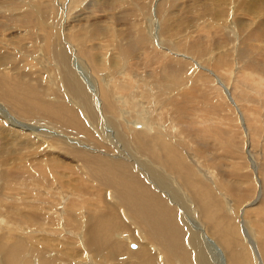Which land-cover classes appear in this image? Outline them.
I'll return each instance as SVG.
<instances>
[{
  "label": "bare ground",
  "instance_id": "6f19581e",
  "mask_svg": "<svg viewBox=\"0 0 264 264\" xmlns=\"http://www.w3.org/2000/svg\"><path fill=\"white\" fill-rule=\"evenodd\" d=\"M156 1L157 0H0V122L3 120L0 123V144L4 133H9V140L12 139V142L17 140L16 144L20 142L18 137L27 138L24 139V142H20L21 144L19 145L25 149L33 147V145L30 144V141L32 143L30 138L35 139V141L39 139V133H35L38 128H32L31 133H23L19 129L12 128L11 126L20 125L21 127H28V125H24L18 119L9 116L7 112V108L11 109V112L16 109L18 100L27 103L31 97L25 99L18 98L16 102L12 99L18 97V89L25 90L24 84L18 82L20 78L18 64H22V60H20L22 57L24 60L27 59L26 62L31 60V65L35 64L34 66L42 71L47 69L50 65L52 66L53 62H55L58 68L50 70L49 78H51L55 72L58 76L62 73L65 75L60 78V81L66 84L67 90L62 91L60 88L53 90L51 86L54 82L49 84L50 80H47L48 82L46 85H48V88L45 89L40 97V105L50 109V116L53 119L64 122V124L70 123L77 126L79 125L78 118L82 115L80 130L76 132V134H80V138H76V140L86 138L89 143L90 140H92V142L104 140V136H102L103 133L100 132L99 127L102 124L101 118L97 117V114H92V112H96L93 106L95 97L97 98V96H92L90 93L91 88L87 83L90 81L87 77L88 74L83 77L84 83H86L84 89L79 83L78 77L75 75L79 72L76 65V60L79 58L78 56H84L83 54H86L85 56L89 58V65H91L90 67L96 76H98L101 70L106 71L105 69H110L113 72V76L107 75L105 76V80L98 82L93 80V82L100 84V86L97 85L98 92L96 91V93H98L102 100V108L104 107V111L108 114L111 112L112 116H109L116 119L117 113L120 112V110H116L120 107L118 104L121 103L120 105H122L123 102H126V108L124 107L126 111L129 109V111L136 110L140 112L138 117L133 118L132 114L128 111L126 112L123 108L121 109L123 120L119 121H123V123L131 127L133 129L131 131L135 133L132 138L126 141L125 145L130 144V147L133 149L132 151L136 153L142 152L139 159L149 168V170L146 169L147 171L144 172V170L140 169L141 167L135 169L136 164L134 165L132 163L131 165V163L128 162L130 160L121 159V163L124 164V166L120 168L118 175L107 173V175L111 177V180L105 177L101 182L97 183L100 187L99 194L104 197V201H102L103 207L101 209L102 215L100 217L87 215L84 212L87 207L86 205H82V212L79 215L81 219L80 228L75 226L73 234L74 239L79 242L75 245L76 248L80 249L76 253L70 252V247L67 242L57 243L53 237L54 234L48 231V227L54 224V220L47 210H55L56 207L54 204H44L45 202L41 201L43 199L40 198V196L38 197L37 192H35L36 195H34L31 200L33 203L26 204L25 211L14 214L8 230L4 233L0 230V264H62L61 261H64L62 257L67 258L66 264H243V256L244 254H248V252L249 256H246V258L250 264H264L263 206H260L259 211H256L258 208L250 210L254 214V217H258V220L255 219V221H252V214L246 212L244 218H246V214H248V218H246L244 223H241L240 220H236V224L230 226V224H224V220H222V224H218L217 214L218 216H222V218H224V214H226V218L232 214L228 198L230 195L228 192V196L224 193L226 189L223 190V192H219L222 194V199L227 202V204L225 202V206V204H222L219 200L217 189L214 190V184H212V186L209 184L210 182L212 183V177H214L213 171L210 170V168L206 170L200 165L198 160L192 157V162L198 166L199 171L206 179L204 180V178H202V182H200V184H204V182H206V184L203 186L198 184L197 186L194 179L196 176H192L189 173L190 170L185 162L183 154L174 146V144H186L188 150H193L190 144H192L191 142L193 140V142H195L196 138H192L195 137V135L199 136L198 141H200L201 146L202 144H206L210 138L221 135L223 126L227 124L226 117L224 118L222 116L223 114H227L233 107H231L230 110H225L224 107L227 106V104H225L226 101H223V96V98H221L219 95V100H216L219 89H221L225 98L233 103L234 107L237 106L236 99L238 96L236 94L238 92H240V94H246L250 100L249 104L252 106V104H254L253 97L256 98V92L260 91V93H263L261 98L264 102V76L261 75L263 73L264 63L260 62V69L258 66L253 67L249 65V63L256 60V58L255 60L253 59V61L249 60V58H254L257 54L252 45L253 42L251 40L246 42L247 37H245L243 40L246 44H244L245 50H241L239 47L240 51H236L238 52L236 55L232 53V51L235 50L234 47L237 40H242L243 38L246 25L244 22L239 23L236 30L235 28L232 30L231 28L228 29L224 25L226 22L231 21V19L227 17L233 14L234 11L236 12L234 9L238 7L237 3L240 1H235L236 4H233V0H223V3L218 0H207L211 3L210 9L208 7L204 9L201 8V12L197 10L198 13L195 18L202 20L203 18L212 17L211 19L218 21V24L224 29L220 28V26L218 27V24L214 22L217 26H212L211 28L214 31H209V29H211L209 27L212 23H206L203 29L204 32L202 30L201 32L203 33L198 32L196 34H193L194 32L189 33L186 29L178 30L177 23L180 22L170 15V12H172L170 8L181 6L177 5V2L181 0ZM187 1L192 2L194 5H196L195 2H198V0ZM189 5L192 6L191 10L195 8L192 4ZM240 8H242V10L245 9L246 11L255 13L260 12V14H263L264 0H245L241 3V7L238 8V11L241 10ZM176 10L178 11V9ZM57 15L60 16V18H58ZM193 17L194 16H191L192 19ZM195 21L197 22V19ZM259 23H261V21ZM26 31L28 34H26ZM86 32H90L96 42L99 41L100 43L112 47H121L119 50L122 63L126 62V58L131 54L130 51L138 50L142 53L143 58H145V62L154 65L152 69L154 72H158L157 75H154V77L151 75L150 77H146L142 82H138L136 85L138 88L136 86L133 88L131 84L133 80H128V75L123 73V76L121 75L120 79L118 78L119 75L116 74L114 69L116 66L114 63L115 56L105 55L103 57H98L97 54L91 50L87 52V50L84 49L85 44L83 42L86 38ZM256 32L258 35H254V37L257 40L254 41L259 42L260 47H264V25H262V23ZM33 34L38 35V38L44 41L42 45L45 46L41 47L39 45L42 51H40L37 57L31 53H35L38 47L36 42L33 44L30 40L33 39ZM26 38L29 40L27 46L25 45ZM63 38H65V41ZM219 38H224L225 41L222 42L221 40V42H218L219 40L217 41V39ZM122 46L129 47L130 51ZM241 46L243 47V45ZM260 47L258 49H260ZM31 48L33 51H29ZM237 48L238 47H236V49ZM168 49L178 52L180 55L178 53H171ZM22 50L24 52H22ZM72 51H74V53ZM214 52L216 54H213ZM260 52L258 53L260 54ZM37 53L35 54L37 55ZM166 53H171L174 56H166ZM263 54L264 52L262 55ZM237 56L246 59L248 63H244L246 66H243L241 69L242 71H237L235 74L234 65L236 67L238 62L235 64L234 60L236 61V59H238ZM79 61L84 67V63L80 58ZM36 67H34V69ZM218 72L221 73V76L224 78H228L230 82L226 83L222 80L219 81L216 75ZM80 76L81 75H79V77ZM211 77L212 81L214 80V84H211L210 80H208V78ZM26 78L29 77L26 76ZM26 78H20V80H26ZM199 78H202V90L196 85ZM56 79L58 81V78ZM86 79L88 81H86ZM139 79L140 77L137 78V80ZM253 82V85L248 86V83ZM208 86L212 88H208ZM26 88L31 92L32 88L27 86ZM135 88L138 90L134 91ZM176 89L183 91L180 92L178 96L185 104L189 101L191 91H194L198 95V98H196L198 99L196 100V107L198 106L196 108V113L201 116V119L192 122V130L190 131L188 130V126L186 129L188 131L175 128V126H179L177 122L170 117L171 109L169 108L167 98L161 99L162 97H158L163 92L165 93L163 95H166V92L172 93L176 91ZM131 90L133 91L131 92ZM70 91L77 102L69 99L71 94ZM117 91L122 92V97L125 101ZM140 91H149L151 93L156 105L162 108L160 116H154V110H152L148 104L136 98ZM124 92L128 93L127 97L124 95ZM53 93H55V95L51 98V94ZM64 93L68 96V102L63 96ZM116 95L121 102L116 100ZM156 97L159 99L155 100ZM160 100L164 102H160ZM218 102L221 104H218V106L221 107L217 112L223 114L220 116L219 113H215L216 116L220 117L216 119L212 116L213 119L210 116L214 113L213 110L216 112L214 107H218L215 106ZM222 102L225 104L224 107L222 106ZM256 103L257 102H255V104ZM142 104H144V106H142ZM203 104H210L206 109L207 111H204L202 108ZM238 104L242 105V108L246 107L243 103ZM117 105L119 106L118 108ZM147 107H149L150 110H146ZM102 108L100 109L102 110ZM245 109L247 108L240 111L242 112V116L245 114ZM211 111L213 113L209 116ZM107 113H104V116ZM145 115H148L149 118L151 117L154 122H151L150 119L149 122L147 119L148 117L146 118ZM242 116L239 117L242 118ZM163 117L166 123H163L162 128L158 123ZM262 117L264 119L263 114ZM104 118L106 119V116ZM234 119L235 118L232 120ZM229 121L232 122L231 119ZM254 123L256 124V122ZM124 124H122L123 127ZM235 124H233L232 127L234 126V128H236L235 126L237 124ZM260 124L261 127L262 123ZM170 125L172 126V130H169ZM244 125L246 126V123ZM256 125H254V129ZM128 126H125V129ZM120 127L122 126L120 125ZM252 127L251 125V128ZM201 128H204V130L202 131ZM247 128L249 129L250 127L247 126ZM46 130L49 131V133L51 132L50 129ZM183 131L190 133L192 139L190 137L183 138ZM229 131L231 130L229 129L227 131L230 136ZM241 131L244 134L245 131ZM94 134H98V136H94ZM241 137L243 136L240 134V139L242 140ZM256 137L255 139H257ZM58 138L60 140L63 139L61 135ZM112 138H114V136ZM227 138H229L228 135ZM66 139L70 138L68 137ZM252 141L254 142L253 139ZM17 148L19 149V147ZM116 148L120 150V147L117 145ZM240 149L242 148L240 147ZM7 150L10 149L6 148L5 152ZM51 150L50 148L48 151ZM11 151L13 150L11 149ZM197 151L198 150H196V152ZM5 152L2 147H0V153L4 154ZM102 158H106V156ZM26 159L25 157L24 160L26 161ZM25 161L24 164H29V162ZM262 162H264V160ZM9 163V161H5L7 168L0 167L1 183L6 176L18 173L22 174L21 171L16 170L12 167V164L10 166ZM158 163H161V165H158ZM37 165H42L40 159H38L36 163H33V167ZM28 166L29 165H27V168H29ZM261 167L262 166H260V168ZM166 168L176 170L178 175L172 172L167 173ZM132 169H134V171ZM262 169H264V167ZM22 175H24V180L31 188L38 187L36 189H40L42 188L41 185L46 183V178H44L40 184L42 177L33 174L29 169L26 172L23 171ZM153 175H158L160 178H153ZM131 176H134L135 181L137 180V183H139L138 186L133 188L138 198L129 195L130 193H122L119 190V187H130L133 185L130 183L129 177ZM156 185H159L161 189L157 188ZM179 186L186 187L192 191L193 195L190 199L197 205L196 208H198V212L202 210V212L206 214V210H208L207 220L210 221V228L213 227L214 230H209L208 224L204 218L201 219L205 225L200 221L198 222L192 215H188L184 212L179 203L171 200L172 193L170 188L180 193ZM102 187H105L104 191H102ZM31 188L25 190H31ZM48 190L47 192H49ZM106 190H109V197L107 196V198L105 197L106 193H104ZM232 191L236 192V190ZM30 193H32V191ZM50 193V197H46L50 202L61 201L62 204H83L82 197L73 192H69V190L60 191L59 188H56V191L51 190ZM113 193L114 195L112 196ZM236 194L239 193L236 192ZM51 196L57 199V201L51 199ZM37 197L40 198L39 200L42 204H36ZM3 199L5 198L3 197ZM200 199L201 202H198ZM184 200H186V198H184ZM4 203L5 202L1 204ZM10 203L13 204L14 200L10 201ZM251 205L252 204H250V206ZM233 206L236 205L233 204ZM31 207L34 209L33 211L30 209ZM204 208H206V210H204ZM66 210L68 212V209ZM24 212L31 215L33 214L34 218L30 216L33 219L27 220L28 218H25L26 221H24L16 217L23 215ZM236 212L240 214L242 209ZM234 218H236V216H234ZM259 218L262 222H260ZM248 219L252 221V227L254 228L252 232L257 235V238L250 234L251 225L248 223ZM89 220L93 221V223H88ZM20 221H23V224H20ZM120 223H122V228L119 227ZM218 228H222V230H218ZM86 229H91L93 233L102 231L105 233V236L101 237L98 235L95 239H87L89 243L86 244L83 240L86 235ZM107 229H110V231L107 232ZM17 234L23 235L26 238L12 236ZM35 235H41V237L34 238ZM222 236H224L226 241L224 244H227L235 250L230 258H225V256L229 254V250L226 249L225 245L221 242ZM239 236H241V238ZM256 241L257 247L254 246V242ZM132 244H135L136 247H132ZM45 247L49 248L51 254L46 252ZM216 247L224 255L218 252ZM57 256H60V258H57Z\"/></svg>",
  "mask_w": 264,
  "mask_h": 264
},
{
  "label": "rangeland",
  "instance_id": "374dc122",
  "mask_svg": "<svg viewBox=\"0 0 264 264\" xmlns=\"http://www.w3.org/2000/svg\"><path fill=\"white\" fill-rule=\"evenodd\" d=\"M218 1L223 3V0H218ZM235 1H238V2L240 1L239 3H237L238 7H236V9H234V10H236V12L234 11V13H233L234 15L231 14V15H229V17H227V18L231 19V21L226 22L224 25L228 29L231 28V30H232L235 28V30H236L238 24L244 22V24L246 25V29L244 30L245 34H244L242 40H239V39L237 40L235 47H234L235 50H233L232 53L233 54L235 53V55H236L238 53L236 51H240V48H241V50H245L246 44H245V41H243V40L245 37H247L246 42L248 40H251L253 42L252 45L254 46V49L257 53L254 58H249V60H251V61H253V59L255 60V58H256L255 61H257V62L253 61V62L249 63V65L253 66V67L258 66L260 69V62L264 63V57H261V56H264V54L262 55V53L264 52L263 51L264 47H260V43L257 41H254V40H257L254 37V35H258V33L256 31H258V28L260 27L261 23H262V25H264L263 24L264 23L263 22L264 21V13L260 14V12L255 13L252 11H246L245 9L242 10V8H240L242 11L241 10L238 11L239 10L238 8L241 7V3H243L245 0H242V2H241V0H233L232 3L236 4ZM182 2H184V3H182ZM198 2L197 3L195 2L196 5H194L192 2H188L187 0H181V1L177 2V5H181L182 7L178 6L176 8H174V7L170 8V10L172 9L171 10L172 12H170V15L173 16L178 22H180V23H177L178 30L179 29H181V30L186 29L189 33L194 32L193 34H196L198 32H201L205 28L206 23L207 24L212 23L209 28L216 25L214 22H216L217 24L219 23L218 21H214L213 19H211L212 17L211 18H205V19L203 18L202 20H200V19L198 20V18H195L196 14L198 13L197 10H199V12H201L202 11L201 8L204 9V8L208 7L210 9V6H211V3L207 0L206 1L205 0H198ZM57 3H56V5H57ZM189 4H192L195 7L194 8L195 11H194V9L191 10L192 6ZM212 4H214V3H212ZM198 6L200 7V9ZM213 7H214V5H213ZM57 8H58V5H57ZM176 9H178L179 12ZM174 13H175V15H174ZM153 15H151V16H153ZM191 16H194L193 19L191 18ZM58 18H60V16H58ZM240 18H241V20H240ZM194 19L195 20L197 19V22L198 21L199 22L197 23ZM260 21H261V23H259ZM190 22H192V23H190ZM219 26L220 25L218 24V27ZM220 28H222V27L220 26ZM222 29H224V28H222ZM210 30H213V29L211 28V29H209V31ZM213 31H211V32H213ZM203 32H204V30H203ZM203 32H201V33H203ZM255 33H257V34H255ZM26 34H28L27 31H26ZM222 37H224V36H222ZM28 38L25 39V45L26 46H27V43H29ZM32 38L33 39H30V38L29 39L33 42V44H34V42H36V44L38 45L37 49L35 50V53H37V52L38 53H37V55L33 52H31V53L37 57L39 55L40 51H42L39 48V45L41 47H45L44 45H42L44 43V41H41L38 38V35L33 34ZM220 38H221V36H220ZM220 38L217 39V41L219 40L218 42H221V40H222V42L225 41L224 38L223 39H220ZM64 39L65 38H63V40ZM83 43L85 44L84 49L87 50V52L89 50H91L92 52L96 53L98 57H103L105 55L115 56L114 63L116 64V66L114 67V69H115L116 74L119 75L118 78L120 79L121 75L123 73H125L126 75H128V77H127L128 80L129 79L131 81L133 80L131 83L133 88L138 84V82H142L146 77H148V76L150 77V75L154 77V75H157V73H158V72L153 71V69H152L154 67L153 64H151L149 62H145V60H144L145 58H143L142 53L139 52L138 50L130 51L129 47L122 46V47L127 48L131 52L130 56L126 58V62L122 63V58L120 57V50H119L121 47L117 48V47H112V46L100 43L99 41L96 42V41H94V38L92 37V34L90 32H86V38L84 39ZM239 43H241V44H239ZM241 45H243L244 49ZM236 47H238V48L236 49ZM259 47H260V49H258ZM133 49H135V48H133ZM29 51H33V49L31 48V49H29ZM168 51L171 53H174V54L178 53V52H175L171 49H168ZM257 51L258 52L261 51L260 52L261 55ZM22 52H24V51L22 50ZM72 52L74 53V51H72ZM171 53L170 54L166 53V56H169V55L174 56ZM69 54H71V53H69ZM178 54L180 55V53H178ZM213 54H216V53L214 52ZM258 54H259V56H258ZM83 55L84 56H78V57L80 58V60L83 61L84 67H83V65H81L79 58L76 56L78 58V60H76V65H77V69L79 72H77L76 74L74 73V74L76 75V77H78V81L81 84L83 89L86 87L85 86L86 83H84L83 77L88 74L87 77L89 78L90 81H88L87 79H86V81H88L87 82L88 86L90 85V88H91L90 93L92 94V96L96 95L98 98L97 99L95 97L93 107L96 109V112H92V114L93 115L97 114L96 116L101 118L102 124L99 127H100V132L103 133L102 136H104V138H103L104 140H98V142H92V140H90V143H89L88 139H86V138H84L82 140H78V139L76 140V138H80V134H76V132H78V130H80V122H82V115H80L78 118L79 125H77V126L72 125L70 123L64 124V122H62L60 120L53 119L50 116V114H49L50 109H47L45 106L40 105V97H41L42 93L45 91V89L48 88V85H46L48 82L47 80H50L49 84H52L53 82L55 83V84L53 83V85L51 86L53 90H56L57 88L62 89V91L67 90L66 84L63 83L62 81H60V78H62L65 75H64V73H62V74H60V76H58L57 73L55 72L53 74V76L51 78H49L50 70H52L54 68H58L56 66L55 62H53L54 66L50 65L47 69H44L42 71L38 67L34 66L35 64L31 65V62H32L31 60H28V62H26L27 59L24 60V58L22 57V58H20V60H22V64H18V67L20 70V78H26V76H28L29 78H26V80H20V78H19L18 82L24 84L25 90H19L18 89V91H17L18 97L12 98V99L16 102V100H18V98H24L25 99V98H29L30 96L31 97L29 98L27 103H25L21 100H18V103H16L17 104L16 109L11 112V109L7 108V112H8L9 116H12V117L18 119L24 125H28V127H21L20 125H17V126L7 125V126H11L12 128L19 129L23 133H31L32 128H34V129L38 128V130L35 131V133H39L38 134L39 139L37 140L38 141L37 142V141H35V139H32L29 137L32 140V143L30 141V144L33 145V147L25 149V148L20 147L19 145L21 144L20 142H24V139H27V138H19L18 137L20 142H18V144H16L17 140L15 142H12V139L9 140V137H10L9 133H4V135L2 137V142L0 144V147H2L4 152H5L6 148L10 149V150H7L5 152L6 154L0 153V167L7 168V166L5 165V161H9L10 166L12 164V167H14L18 171H21L22 174H23V171L26 172L29 169V170H31V172L33 174H35L37 176H41L42 178L40 180V184H41L42 180L44 178H46V183L44 185H41L42 188H40V189H36L38 187H34V188L32 187L31 188L26 183V181L24 180V175L19 174V173L6 176L4 178V180L2 181V183L0 182V196H1V198H0V230L4 233L6 230L9 229V227L11 225V220H12L14 214L25 211L26 204L33 203V201H31L32 197L34 195H36L35 192H37L38 197L40 196V198L43 199L41 201L45 202L44 204H54V206L56 207L55 210H52V209L47 210L52 215L53 220H54V224L52 226L48 227V231L54 234L53 237L55 238V241L57 243L67 242L69 247H70L71 253H76L80 250L79 248L75 247V245L78 244L79 242L76 239H74L73 234H74L75 226L80 228L81 219L79 218V215L82 212V210H81L82 205H86L87 208L84 210V212L87 215H94L97 217H100L102 215L101 209L103 207L102 201H104V197H102L99 194L100 187L98 186L97 183L101 182L103 180V178H105V177H107L109 180H111V177L108 176L107 173H110L113 175H118L120 168L122 166H124V164L121 163L122 162L121 159L130 160L131 162L130 161H128V162L131 163V165H132V163L134 165L136 164L135 169L141 167L140 169L144 170V172L147 171L146 169L149 170V168H147L144 165V163L139 159L142 155V152L136 153V152L132 151L133 149H132V147H130V144L125 145L126 141L135 135L134 131H131V130H133L131 127H129L128 125H125L123 123V121H119V120H123L121 109H123L124 107L126 108V106H125L126 102H123L124 104L122 103V105H124V106L120 105L121 103H119V104L117 103L120 107L117 105V108L118 107L119 108L116 110H118V111L120 110L121 114H120V112H118L117 113L118 115H116L117 116L116 119H113V117H110V116H112V113L110 112V114H108L107 112L104 111V107L102 108V102H101L102 100L100 99L98 93H96L97 88H98L97 85L100 86V84L95 83V82L105 80L106 79L105 76H107V75L113 76V72L110 69H105L106 71L101 70L99 72L98 76H96L93 73L92 68L90 67L91 65H89V61H88L89 58L87 56H85L86 54H83ZM251 57H253V56H251ZM257 57H259V58H257ZM237 58L238 59H236V61L234 60V62H235V64L238 62L236 67L239 69H237L234 65V73L237 71H242L241 69L243 68V66L244 67L246 66V64H244V63H248V61L244 58H241L238 56H237ZM32 60H34V59H32ZM34 67H36V68L34 69ZM39 71H41V72H39ZM83 71H84V73H83ZM78 73H80V74H78ZM79 75H81V76L79 77ZM99 75H100V77H99ZM144 75H145V77H144ZM216 75L218 76L217 79L219 81L222 80L226 83L230 82V80L228 78H224L223 76H221V73L218 72V73H216ZM261 75L264 76V69H263V73ZM56 76H58V77H56ZM90 76H93V77H90ZM55 77L58 78V81ZM138 77H140L139 80H137ZM93 80L95 82H93ZM208 80H210L211 84H214V80L212 81V77L208 78ZM253 84H254V82L248 83V86L253 85ZM196 85L200 88V90H202V78H199ZM26 86L29 88H32L31 92H29L27 90ZM208 88H212V87L208 86ZM250 88H253V87H250ZM136 90H138V89L135 88L134 91H136ZM132 91L133 90H131V92ZM84 92L88 93L87 91H84ZM180 92H183V91L176 89V91H173L172 93L166 92V95H163V94H165L163 92L158 97H162L161 99L167 98V101L169 102V108L171 109L170 117L172 120L176 121L178 126H179V127L175 126V128H177L178 130H181V129L186 130L187 126H188V130L190 131V130H192V122H194V120L197 121V120L201 119L200 118L201 116L197 115V113H196V108L198 107V106L196 107V100H198L196 98H198V95L194 91H191L190 95H189V101L187 104H185L183 102V100L181 98H179V96H178ZM70 93H71V91H70ZM117 93L122 97V92L117 91ZM256 93L258 96L256 95V98L253 97V103L254 104H255V102H257V103L255 105L252 104V106H251L249 104L250 100H249L248 96L244 93L240 94V92H238L236 94L238 96V98L236 99L237 106L234 107L233 103H231L229 99H226L223 92L221 91V89H219L218 97L216 98V100L217 101L219 100V95H220L221 98L224 97L223 101H226L225 104H227V106H225L224 102H222V104H223L222 106L223 107L225 106L224 107L225 110H227V109L230 110L231 107H233L232 108L233 110L231 109L228 112L229 114L227 113L228 115L227 114L224 115L223 113L217 112V110H219V108L221 107V106H218V104H219V102H218L217 105H215L218 107H214L216 109V112H215V110H213L214 113L212 111L209 113V116L211 115V113H213V114L219 113L220 116H222L221 114H223L222 117H224V118L226 117L225 119L227 120L226 121L227 124H225V126H223L221 135L210 138L206 142V144H202V146L200 145V141H198L199 136L195 135V137H192V138H196L195 142H193L194 141L193 140L191 142L192 144H190V147L191 148L193 147L192 148L193 150H188V148H186V144H174V146H176V149L183 154V156L185 158V162H186V164L190 170L189 173L192 176H196V178H194V179H195V183L197 186H198V184H200V182H202V178H204V176L199 171L198 166H196L192 162V160H191L192 157H194L196 160H198V162L200 163V165L203 168H205L206 170H209L208 168H210V170L213 171L212 173H213L214 177H212V183L210 182L209 184L211 186H212V184H214V190L217 189L218 197H219V200L221 201L222 204H225L226 201L224 199H222V196H221L222 194H220L219 192H223V190L226 189L224 191V193H226V195H227V192H228V194L230 195V196H228V195L227 196L229 198V203H230V208H231L232 214H230V216H228V218H226V214H224V218H222V216H218V214H217L218 224H222V220H224V224H230V226L232 224H236V220H240L241 223H244L246 221V218H248V214H246V218H244V214L246 212H249L250 214H252L253 217L251 220L255 221V219L258 220V217L257 216H256L257 218L254 217V214L250 210H254V208H258L256 211H259L260 206H263L262 209H264V186H263L264 169H262L264 167V165H263L264 162H262L264 160V154H263L264 153V131H263V129H264V123H263L264 121L263 120L264 119L262 117V114L264 116V102H263V99L261 98L263 96V93H260V91H257ZM54 95H55V93L51 94V98L54 97ZM124 95L127 97L128 93L124 92ZM63 96L66 98L67 102L69 101V99L76 101L75 100L76 98L73 97L72 93L70 94L69 99L65 93L63 94ZM158 97H156L155 100L159 99ZM115 98L118 102H121V101H119V98L117 97V95L115 96ZM133 98H134V96H133ZM136 98L138 100H141V101L145 102L146 104H148V106H150V108H152V110H154V112H153L154 116H160L161 115L162 108L159 107L158 105H156V103L154 102L153 96L151 95V93L149 91H144V92L140 91L139 95H137ZM66 100H63V101H66ZM123 100L125 101L124 98H123ZM234 101H235V98H234ZM160 102H164V101L160 100ZM209 102H207V103H209ZM203 103H206V102H203ZM215 103H213V104H215ZM238 103L245 104L246 107H244V108L248 109V110L247 109L244 110V112H245L244 116H242V112H240V111H243L244 108H242V105H239ZM219 105H221V104H219ZM142 106H144V104H142ZM209 106H210V104H203L202 108L204 109V111H207L206 109ZM259 106H260V108H259ZM100 108H102V110ZM125 108H124V110H125ZM252 108H255V109H252ZM146 110H150L149 107H147ZM127 111L130 114H132L133 118L138 117L140 114V112L136 111V110L135 111H129V109H128ZM98 113H100L103 118L106 116V119L105 118L103 119L101 117V115ZM104 113H107V114H105V116H104ZM213 114L210 116L211 118L214 117V118L218 119L220 117V116H216V114L215 115H213ZM126 115L128 116L127 113H126ZM238 115L242 116V118L239 117ZM257 116H259V117H257ZM145 117L147 118L148 115H145ZM125 118H126V116H125ZM229 118L231 119V121L233 123L229 121L230 120ZM233 118H235V119L232 120ZM147 119L149 122H150V120H151V122L153 121V119L151 117L150 118L148 117ZM156 119H157V117H156ZM252 120L254 122H256L257 125ZM256 120H258V121H256ZM99 121H100V119H99ZM244 122L246 123V126L244 125L245 124ZM251 122H253V123L250 124ZM163 123H166V120L164 117L161 119V121L158 124L160 126H162V128H163ZM238 123H240V124H238ZM260 123H262L261 127H260V125H261ZM122 124H124V127ZM233 124L236 125L235 126L236 128H234V126L232 127ZM120 125L122 127H120ZM251 125L253 126L252 128H251ZM254 125H256L255 129H254ZM125 126H128V127H126V129H125ZM156 126H158V125H156ZM226 126H227V128H226ZM243 126L246 128H244ZM247 126L250 127L252 130L250 128L248 129ZM4 127H6V126H4ZM171 127L172 126L170 125L169 130H172ZM231 127H232V129H231ZM127 128L128 129L131 128V129L128 130ZM46 129H50L51 132L49 133V131H47ZM201 129H202V131L204 130V128H201ZM227 129L231 130V131H229L231 137L229 136ZM261 129H262V131H261ZM188 130H186V131H188ZM241 130L245 131L244 134ZM256 130H257V132H256ZM96 131H97V129H96ZM167 131H168V129H167ZM186 131L182 132L183 138L190 137V133H188ZM237 131L238 132L240 131L239 133L243 136V137H241L242 140L240 139V134ZM260 132H261V134H260ZM252 133H254V134H252ZM57 134L59 136L61 135V138H63V139L60 140L58 138L59 136ZM111 135H112V137L114 136V138H112ZM148 135H150V134H148ZM227 135L229 138H227ZM251 135H252V137H251ZM94 136H98V134H94ZM68 137L70 139H66ZM116 137H117V139H116ZM255 137L257 139H255ZM123 138H124V140H123ZM250 138H251V140H250ZM231 139H233V140H231ZM252 139L254 140V142L252 141ZM196 140H197V142H196ZM234 140H235V142H234ZM41 141H43V142H41ZM46 141L48 142V144ZM44 142H46V143H44ZM252 142H253V144H252ZM116 145L120 147V150H118L116 148ZM199 146H201V147H199ZM15 147L16 148L19 147V149L18 148L16 149ZM240 147L242 149H240ZM50 148L52 150L48 151ZM197 148H199V149H197ZM11 149L13 151H11ZM24 150H25V152H24ZM196 150H198L200 153L198 151L196 152ZM118 151H119V153H118ZM98 152H99V154H98ZM125 152H126V154H125ZM16 153H18V154H16ZM203 154H204V156H203ZM6 155H8V156H6ZM37 156H39V157H37ZM103 156H106V158H102ZM25 157L27 158L26 161L24 160ZM28 159L31 161L33 160V161L31 162ZM38 159H40V161L42 162V165H37V166L33 167V163H36L38 161ZM23 160L25 162H29V164H24ZM138 161H140V162H138ZM214 162H216V163H214ZM261 163H263V164H261ZM159 164L161 165V163H158V165ZM27 165H29L28 166L29 168H27ZM260 166H262V167L260 168ZM132 170L134 171V169H132ZM166 170H167L166 171L167 173L172 172L173 174L178 175V172L176 170H172L170 168H166ZM152 177L158 178V179L160 178L158 175H153ZM129 178H130V183L133 185L130 187H128V186L119 187L120 188L119 190L122 193H125V192L130 193L129 195L138 198L135 195V191L133 188L138 186L139 183H137V180L135 181L134 176H131ZM0 179H1V177H0ZM204 180H206V179L204 178ZM208 182H209V180H208ZM204 184H206V182H204ZM204 184H200V186H203ZM156 186H157V188L161 189L159 187V185H156ZM27 188H31V190L30 189H29L30 191L25 190ZM56 188H59L60 191L69 190V192H73L74 194L79 195L83 199V201H82L83 204H62L61 201H57V199H54L52 196H51V199H54V201H57V202H50L49 200L46 199V197H50V195H51L50 191L51 190L56 191ZM104 188L105 187H102V191H104ZM172 188L174 189L173 186H172ZM172 188H170V191L172 193L171 200H173V202L179 203L181 205L182 210L184 212H186L188 215H192L198 222L200 221L203 223L201 218H204V220H206V222L208 224L209 230H211V231L214 230L213 227L210 228V226H211L210 221L207 220L208 210H206V208H204V210H206V214H204V212H202V210H200V212H198V208H196L197 205L195 204V202H193V200L190 199L191 196L193 195L192 191L190 189H187L186 187H180L179 186V191H180V193H179V192H175V190H173ZM262 188H263V190H262ZM48 189H51V190H48ZM47 190L49 192H47ZM232 190H236V192H238L239 194H236V192H233ZM27 191H29V192H27ZM31 191L33 194L30 193ZM47 193H49V194H47ZM104 193H106L105 197L107 198V196L109 195V190H106ZM234 194H236V195H234ZM113 195H114V193L112 194V196ZM3 197L5 199H3ZM38 197L36 198V204H42L39 200L40 198H38ZM184 198H186L187 201L184 200ZM13 200H14V203L11 204L10 201H13ZM169 201H170V199H169ZM3 202H5V203L1 204ZM198 202H201V199L198 200ZM226 204H227V202H226ZM226 204H225V206H226ZM233 204H235L236 206H233ZM250 204H252V205L250 206ZM192 205H194V206H192ZM83 208H85V207H83ZM235 208H236V210H235ZM30 209L32 211L34 210L32 207ZM66 209H68V212ZM239 209H242V212H240V214H237L236 211H239ZM256 215H257V212H256ZM30 216H32L34 218L33 214L31 215V214H28L25 212L23 213V215L16 216V217L18 219H22V220L26 221L25 218H28L27 220L33 219ZM234 216H236V218H234ZM259 220H260V218H259ZM252 221H250L248 219V223L251 225L250 234L254 235L255 238H257V235L252 232V230L254 229L252 227V223H251ZM260 222H262V220H260ZM88 223L92 224L93 221L89 220ZM20 224H23V221H20ZM119 227L122 228V223L119 224ZM218 230H222V228H218ZM109 231H110V229H107V232H109ZM98 235L101 237H104L105 233L102 231L98 232V233H93L91 229H86V235H85V238L83 240L85 241L86 244H88L89 242L87 241V239H95L96 236H98ZM12 236L20 237V238H26L25 236L19 235V234L12 235ZM39 237H41V235H35L34 236V238H39ZM239 237L241 238V236H239ZM221 242L223 244H224V242H226L224 239V236H222ZM224 245H225V248L229 250V254L226 255L225 258H230V256L232 255V253L235 250H234V248L229 247L227 244H224ZM254 246L257 247V241L254 242ZM216 249L218 252L223 254L217 247H216ZM45 250L47 253L51 254L48 247H45ZM246 256H249V252H248V254H244V256H243V264H250V262L247 261ZM57 258H60V256H57ZM62 258L64 260V261H61L62 264H66L67 258H64V257H62Z\"/></svg>",
  "mask_w": 264,
  "mask_h": 264
},
{
  "label": "snow or ice",
  "instance_id": "6c2138e0",
  "mask_svg": "<svg viewBox=\"0 0 264 264\" xmlns=\"http://www.w3.org/2000/svg\"><path fill=\"white\" fill-rule=\"evenodd\" d=\"M135 247V246H134Z\"/></svg>",
  "mask_w": 264,
  "mask_h": 264
}]
</instances>
